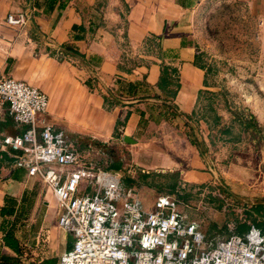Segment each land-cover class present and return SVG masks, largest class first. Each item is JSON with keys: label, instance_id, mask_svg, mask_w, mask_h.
<instances>
[{"label": "crops", "instance_id": "obj_1", "mask_svg": "<svg viewBox=\"0 0 264 264\" xmlns=\"http://www.w3.org/2000/svg\"><path fill=\"white\" fill-rule=\"evenodd\" d=\"M205 1L64 0L58 7L56 0L47 9L46 0H0V76L23 80L42 90L48 104L40 120L70 137L92 141L105 153L104 146L115 143L128 151L130 162L143 174L167 170L190 187L208 189L215 180L226 188L232 201L252 204L251 198L264 195V164L251 143L235 135L216 138L227 157V167L219 174L222 180L210 169L205 151L201 156L187 136L184 114L193 111L199 101L198 90L206 88L187 21L188 14ZM237 1L256 20L264 56V0ZM18 12L25 15L22 26L7 25L6 15ZM79 25L83 31L72 30ZM65 44L80 56L65 53ZM127 58L135 65L124 72L117 65H129ZM162 66L175 70L170 76L175 75L178 84L171 99L175 110L166 112L164 93L155 86ZM87 79H91L92 90L83 84ZM253 80L256 89L244 94V105L261 130L264 69ZM127 84L132 86L128 92ZM106 88L120 94V105L104 102ZM167 88H171L168 83ZM126 110L129 114L114 136L115 121ZM203 123L188 125L206 148L211 128ZM203 127L205 134L199 136ZM21 129L13 123L6 104L0 102V206L14 204L13 214L5 218L20 248L19 264H57L72 238L56 225L55 198L38 178L13 165L15 152L1 142ZM123 136L131 142H124ZM105 160L112 169L109 158ZM0 252L15 256L4 246Z\"/></svg>", "mask_w": 264, "mask_h": 264}, {"label": "built area", "instance_id": "obj_2", "mask_svg": "<svg viewBox=\"0 0 264 264\" xmlns=\"http://www.w3.org/2000/svg\"><path fill=\"white\" fill-rule=\"evenodd\" d=\"M24 21L22 12L5 17L14 28ZM0 102L22 127L1 140L15 152L13 165L50 191L56 225L72 238L57 264H264V236L253 225L243 235L206 238L199 222L179 207L188 201L159 194L145 206L137 188L107 168L99 146L40 120L48 98L39 88L0 76ZM203 192L227 203L216 186Z\"/></svg>", "mask_w": 264, "mask_h": 264}, {"label": "rangeland", "instance_id": "obj_3", "mask_svg": "<svg viewBox=\"0 0 264 264\" xmlns=\"http://www.w3.org/2000/svg\"><path fill=\"white\" fill-rule=\"evenodd\" d=\"M187 24L200 56L206 86L199 96L197 121L189 122L192 125L204 124V121L199 118L200 115H205L208 120L211 130L208 131L206 148L196 137L198 135H195V131L192 132L205 151L210 169H215V172H218V178H221L219 174H222L227 167V157L222 155L225 147H222L220 141L216 139L227 124L229 128L231 127L230 135L249 141L254 147L253 150L262 157V164H264V154L261 153L264 152V128L257 131L248 128L243 131L231 114L234 110L243 115L249 114V110L245 109L243 96L249 93L250 88L256 89L253 78L264 69V56L259 49L260 35H258L256 20L237 0H207L188 14ZM261 57L263 59H260ZM208 102L216 110V115L211 119L205 110ZM201 131L203 135H200L197 130L199 136H204V127ZM187 133H190L189 130ZM104 147L110 162L119 163L117 169L123 184L126 185L128 183L126 179L129 178L131 181L128 186L137 188L145 206H148L159 194L170 195L179 201L186 200L190 203L185 204L186 206L179 204V207L188 219L199 222L200 229L206 238L226 237L231 232L243 235L246 231L244 225L253 224V220L260 222L262 226L260 232L264 236V204H254L256 201H264V195L251 198L252 204H238L232 201L229 195H225L227 198L225 203L223 199L211 193H202V189L210 191L215 186L218 188L219 184L215 180L211 185L212 189L190 187L180 181L177 176L174 178V172L167 170L149 171L147 177L142 179L143 173L130 162L128 151L121 149L115 143L106 144ZM172 179L175 180V185L169 188L166 184H169ZM178 195L184 197L179 198Z\"/></svg>", "mask_w": 264, "mask_h": 264}, {"label": "trees", "instance_id": "obj_4", "mask_svg": "<svg viewBox=\"0 0 264 264\" xmlns=\"http://www.w3.org/2000/svg\"><path fill=\"white\" fill-rule=\"evenodd\" d=\"M56 0H46V8L50 9L53 4L55 3ZM58 7H62L64 5V0H58ZM97 5V4H96ZM77 30V31H83V27L79 26H72V30ZM77 37V36H76ZM63 50L65 53H68L70 55H74V56H80L78 54V52H76L75 50H73L68 44H65L62 46ZM125 62L128 63L129 65H126L125 63H123L122 65H117L118 69H122L124 72H129L131 70V68L135 65V63L130 60L129 58L125 59ZM171 73H175V70L173 68H170L168 66H162L160 68V75H159V79L157 81V83L155 84L156 88L164 93V98L163 100V106L165 107V112L169 109H174L175 107L171 104V99L174 97L175 94V90L178 86L177 84V79L176 76L174 75L173 78H171L170 74ZM118 81V80H116ZM170 84L171 88H167L165 89V85L166 84ZM83 84L85 86L88 87V89L92 90V82L91 79H87L85 81H83ZM204 84H205V79H204ZM132 86L130 84H127V88L126 91L128 92L130 90ZM203 90H198V98L201 95V93H203ZM154 97H157L158 95H153ZM103 99L104 102L106 101L109 104L112 105H120L121 99H120V94H113L111 92L110 89L106 88L105 89V94H103ZM205 110L209 113L208 117L209 119L213 118L216 115V110H214L211 106L210 103L208 102L206 105ZM197 105L196 107L193 109V111H191L189 114H184V117L186 119L185 121V125L188 127L189 132L187 134L188 139L190 144L194 145L195 147H197L198 149V153L203 156L204 155V150L201 148L200 143L198 142V140L196 139V137L194 136L191 128L188 125V122L190 120H193L194 122L197 121ZM129 114V111L126 110L122 116L121 119H117L115 121V125H114V136H116L118 134V128L119 126H122L127 118ZM169 115H173V111H170L168 113ZM233 115V119H235L237 125L239 126V128H241L243 131H246L248 128H252L253 131H257L258 127L257 124L254 120V117L251 114H247V115H243L240 112H236V110H234V112L231 113ZM142 117V113H140V118ZM200 119H202L208 126V120L205 117V115H200L199 117ZM231 134V127L229 128V126H227L219 135H230ZM110 168L112 169H117L119 168V163L117 162H111L110 163ZM147 174H143L141 176L142 179L147 177ZM174 178L175 176H177L176 173H173ZM130 179H126V182L130 183ZM128 183L126 185H128ZM167 187L169 188H173L175 185V180L172 179V181L169 184H166ZM218 189L219 192L222 195H228V192L226 190V188L224 186H222V184L218 185ZM179 196V195H178ZM179 198H182V196H179ZM254 204H264V201H256ZM14 204H3L2 206H0V217L2 218L1 222H0V232H1V237H0V247L4 246L7 247L8 249L12 250L15 253V256H11V255H7L4 254L2 252H0V264H19V260H18V254L20 252V248L18 246V242L14 237L13 234V228L11 226V223L9 220H7L5 217L6 216H10L13 214L14 212V208H13ZM254 223L253 224H246L244 225L247 229V227L249 225H253L254 227L258 228L261 231V224L260 222H255V220H253ZM236 233V232H235Z\"/></svg>", "mask_w": 264, "mask_h": 264}, {"label": "water", "instance_id": "obj_5", "mask_svg": "<svg viewBox=\"0 0 264 264\" xmlns=\"http://www.w3.org/2000/svg\"><path fill=\"white\" fill-rule=\"evenodd\" d=\"M122 140H123L124 142H127V143H130V142H131L130 140H126V139H125V136H123Z\"/></svg>", "mask_w": 264, "mask_h": 264}]
</instances>
